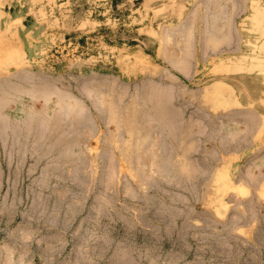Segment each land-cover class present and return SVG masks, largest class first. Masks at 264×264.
Listing matches in <instances>:
<instances>
[{
  "label": "rangeland",
  "instance_id": "1",
  "mask_svg": "<svg viewBox=\"0 0 264 264\" xmlns=\"http://www.w3.org/2000/svg\"><path fill=\"white\" fill-rule=\"evenodd\" d=\"M0 92V264H264V0H0Z\"/></svg>",
  "mask_w": 264,
  "mask_h": 264
},
{
  "label": "bare ground",
  "instance_id": "2",
  "mask_svg": "<svg viewBox=\"0 0 264 264\" xmlns=\"http://www.w3.org/2000/svg\"><path fill=\"white\" fill-rule=\"evenodd\" d=\"M176 15H177L176 13L173 14V16H176ZM1 91H3V90H1ZM5 91H6V90H5ZM5 91H3V92H5ZM7 91H8V90H7ZM0 93H2V92H0ZM5 93H6V92H5ZM7 93H9V91H8ZM2 94H3V93H2ZM0 95H1V94H0ZM7 95H8V94H5V95L3 94L4 97L7 96ZM3 96H2V97H3ZM8 96H9V95H8Z\"/></svg>",
  "mask_w": 264,
  "mask_h": 264
}]
</instances>
